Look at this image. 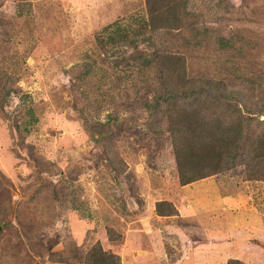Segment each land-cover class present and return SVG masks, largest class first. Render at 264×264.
I'll list each match as a JSON object with an SVG mask.
<instances>
[{
	"label": "rangeland",
	"instance_id": "374dc122",
	"mask_svg": "<svg viewBox=\"0 0 264 264\" xmlns=\"http://www.w3.org/2000/svg\"><path fill=\"white\" fill-rule=\"evenodd\" d=\"M145 1L0 0V264H84L96 242L120 264H264V160L182 184L152 109L172 52L232 95L202 112L263 135L264 0H177L183 27L149 44Z\"/></svg>",
	"mask_w": 264,
	"mask_h": 264
},
{
	"label": "trees",
	"instance_id": "16d2710c",
	"mask_svg": "<svg viewBox=\"0 0 264 264\" xmlns=\"http://www.w3.org/2000/svg\"><path fill=\"white\" fill-rule=\"evenodd\" d=\"M146 17L142 19L141 29H135L133 33L142 34L136 42L150 43L149 35H160L174 29L183 27L185 21L184 3L177 0H146ZM121 28H118L120 30ZM155 47L151 42V49ZM114 54V53H113ZM145 57L143 60H145ZM158 62L160 69H168V73L161 76V89L157 90L153 111H169L167 131L172 140L175 153L178 175L182 184L190 183L202 178L209 173L218 172L221 165L234 167L239 163V157L248 149L249 160L255 164L264 160V133L254 138L242 133L240 120L229 124L228 120H222L212 116V112L205 114L210 104L204 105L203 97H211L219 100L223 95L232 99V95L223 94V91L206 87L211 85L208 81L197 82L187 75L185 59L182 55L171 53L157 54L152 57ZM159 59V61H158ZM151 59L145 63H150ZM144 63V62H143ZM166 76V77H165ZM264 99V95H263ZM200 105V106H198ZM207 107V108H205ZM31 117H34L32 109L29 108ZM157 112L155 113V115ZM155 115L153 117H155ZM158 132V129H154ZM248 142L245 148L244 140ZM251 161V162H252ZM167 204L168 210H161V205ZM156 210L160 215L176 213L172 204L164 201L157 202ZM84 264H120L119 257L104 250L99 242L94 243L87 251ZM227 264H246L238 259H229Z\"/></svg>",
	"mask_w": 264,
	"mask_h": 264
},
{
	"label": "water",
	"instance_id": "95a60500",
	"mask_svg": "<svg viewBox=\"0 0 264 264\" xmlns=\"http://www.w3.org/2000/svg\"><path fill=\"white\" fill-rule=\"evenodd\" d=\"M0 230H1V226H0Z\"/></svg>",
	"mask_w": 264,
	"mask_h": 264
}]
</instances>
